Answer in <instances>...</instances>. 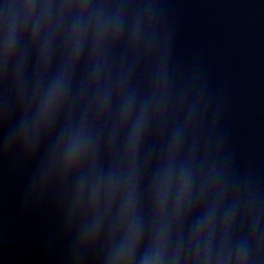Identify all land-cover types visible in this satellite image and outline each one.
<instances>
[{
    "label": "clouds",
    "instance_id": "1",
    "mask_svg": "<svg viewBox=\"0 0 264 264\" xmlns=\"http://www.w3.org/2000/svg\"><path fill=\"white\" fill-rule=\"evenodd\" d=\"M154 6L0 0V120L96 264H264V202L173 85Z\"/></svg>",
    "mask_w": 264,
    "mask_h": 264
},
{
    "label": "water",
    "instance_id": "2",
    "mask_svg": "<svg viewBox=\"0 0 264 264\" xmlns=\"http://www.w3.org/2000/svg\"><path fill=\"white\" fill-rule=\"evenodd\" d=\"M150 4L176 93L195 104L202 146L264 202V0H135ZM0 120V264H96L77 258L59 186L41 187L36 154L5 142Z\"/></svg>",
    "mask_w": 264,
    "mask_h": 264
}]
</instances>
